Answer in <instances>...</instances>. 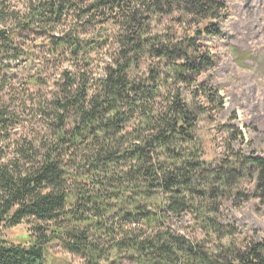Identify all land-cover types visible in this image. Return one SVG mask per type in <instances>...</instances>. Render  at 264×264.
<instances>
[{
	"label": "trees",
	"instance_id": "16d2710c",
	"mask_svg": "<svg viewBox=\"0 0 264 264\" xmlns=\"http://www.w3.org/2000/svg\"><path fill=\"white\" fill-rule=\"evenodd\" d=\"M226 7V0H0V227L26 223L32 239L1 236L0 264H45L52 243L85 264L106 249L136 264H264V239L239 237L219 221L231 197L235 207L249 199L239 188L245 179L264 204V157L227 151L208 161L197 133L207 109L199 96L222 103L200 79L216 58L199 40L220 34ZM28 35L45 42L62 70L40 99L43 136L10 155L2 142L19 122L2 99L5 72L32 55ZM95 54L103 58L98 77ZM45 83L38 74L25 81ZM184 216L200 239L180 231Z\"/></svg>",
	"mask_w": 264,
	"mask_h": 264
},
{
	"label": "rangeland",
	"instance_id": "374dc122",
	"mask_svg": "<svg viewBox=\"0 0 264 264\" xmlns=\"http://www.w3.org/2000/svg\"><path fill=\"white\" fill-rule=\"evenodd\" d=\"M226 1L227 9L219 20L220 34L199 40L204 41L216 58L215 65L200 79L215 88L222 101L220 107H215L209 105L203 96L198 98L199 104L207 107L196 125L208 161H215L227 151L229 155L232 151H241L244 155L253 151L264 157V0ZM171 23V20L167 22ZM186 33L192 35V31ZM24 39L23 44L31 47L32 55L26 60L9 63L10 68L5 72L7 84L3 88L2 99L16 112L19 122L12 127L9 139L2 142L10 155L24 144H36L43 136L40 99L48 97L53 80L62 70V66L56 64V57L48 54L43 46L45 42L39 36L28 35ZM102 67L103 58L95 54L90 65L93 76L102 75ZM35 74L44 78L46 83L27 86L25 81ZM29 87L31 95L26 97L25 88ZM238 131L241 136L236 138ZM245 180L239 188L249 199L235 207L231 197L225 202L219 221L223 226H235L239 237L264 239V204L251 197L252 182ZM191 224L189 217H182L180 225L186 230L180 231L188 230L189 236L200 239ZM1 236L15 244L27 245L32 241L26 223L11 228L0 227ZM105 254L96 264H136L129 256L115 254L112 250L106 249ZM44 261L45 264L86 263L59 243L49 245L44 252Z\"/></svg>",
	"mask_w": 264,
	"mask_h": 264
}]
</instances>
